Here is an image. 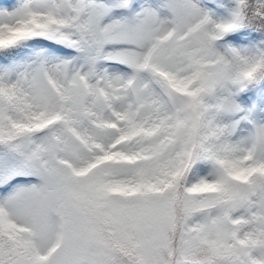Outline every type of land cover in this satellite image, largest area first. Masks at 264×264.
<instances>
[{
    "label": "snow or ice",
    "instance_id": "snow-or-ice-1",
    "mask_svg": "<svg viewBox=\"0 0 264 264\" xmlns=\"http://www.w3.org/2000/svg\"><path fill=\"white\" fill-rule=\"evenodd\" d=\"M0 264H264V0H0Z\"/></svg>",
    "mask_w": 264,
    "mask_h": 264
}]
</instances>
